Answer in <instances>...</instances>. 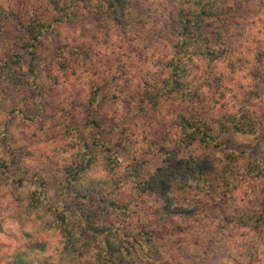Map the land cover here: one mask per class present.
<instances>
[{"label": "rangeland", "instance_id": "rangeland-1", "mask_svg": "<svg viewBox=\"0 0 264 264\" xmlns=\"http://www.w3.org/2000/svg\"><path fill=\"white\" fill-rule=\"evenodd\" d=\"M71 1L0 0V10L8 13L2 14L5 19L0 22V60L10 49L23 46L24 20L41 16L53 21ZM227 1L235 3L233 7L237 14L246 16L241 22L248 28L247 45L252 47L246 54L249 62L237 63L239 71L235 70V73L239 83L229 79L234 74L233 70L223 68L226 84L231 88L227 96L232 98L238 91L242 97H251L250 92L257 84L264 87V78L252 72L256 66L255 56L264 48V12L262 9L258 11L259 17L256 18V10L251 9L249 0ZM171 2L150 0L151 6L149 4L147 10L153 6L163 16H151L152 21L144 29L146 32H139L138 38L133 37L132 41L126 39L124 47L118 50L115 41L104 42V32L108 29L100 26L107 25L108 21L101 23L90 12L79 10L71 21H55L57 32L49 31L34 51L37 56L32 66L37 70L36 85L29 83L22 92L8 93L7 87V93L0 91V264L14 260L22 248L39 241H47L49 250L46 254H54L59 235H52L56 229L46 228L40 221L41 214L47 212L39 214L34 211L23 215L26 208L30 210L22 188L25 187L26 192L33 191L37 185H32V182L37 177L38 183L41 180L44 186L35 190L44 192L48 206L73 214L80 212L83 202L82 198H76L70 186L76 182L71 180L76 166L81 177L118 178L117 184H125L118 195L125 200H133L126 223L128 228L137 232L143 225L165 226L166 222L158 221L153 214L155 203L162 195L145 201L148 194H144L142 201L137 202L134 192L137 184L147 182L165 164L172 151L176 169L180 161H194L204 156L218 167L226 164L246 167L256 157L257 133L231 130L218 140L207 143L198 140L191 145H183L185 136L179 127H175V119L166 110L182 108V111L189 112L194 109L196 86L202 92L209 91L203 72L197 73V77L195 73L192 80L196 84L194 89L190 87L192 93L189 98L183 96L181 100L180 96L163 101L159 111L167 114L164 120L161 112L152 110L151 101L144 111H140L136 99L128 101L122 97V90L135 92L146 78L162 79L170 74V68L165 64L169 63L172 52L166 38L176 25L168 20L169 13L166 12ZM238 19V16L233 18L234 21L230 19L235 28L233 32L238 30L239 25L235 21ZM111 30L118 32L113 23ZM81 46L88 55L84 62L77 52H74L76 56L72 53V49ZM20 50L25 52L22 48ZM22 60L23 78L31 81L33 77L28 68L32 56L26 54ZM214 93L204 99L205 106L199 110L200 114L207 112L211 116L218 109L215 106L222 104L221 101L215 102ZM259 100L263 112L264 96L256 97V101ZM15 107L19 110L16 111ZM206 209L209 210L199 220L176 216L164 227L169 251L172 252L176 239L186 242L185 245L189 241L187 246H183L184 250L178 249L173 253L175 257L171 255L173 258H178L179 254H188L187 258L190 254L193 256L196 242L202 244L205 241V245L198 248L203 258H208L203 262L200 260V264H224L223 260L240 264L241 259L244 260L242 264L264 263V222L246 227L234 221L226 224L223 214L210 206ZM116 214H110L109 218L116 219ZM39 224H42V230ZM181 235L186 237L181 238ZM189 246H192L190 250ZM230 248L234 250L230 251ZM136 255L140 264L148 259L143 249H139Z\"/></svg>", "mask_w": 264, "mask_h": 264}, {"label": "trees", "instance_id": "trees-1", "mask_svg": "<svg viewBox=\"0 0 264 264\" xmlns=\"http://www.w3.org/2000/svg\"><path fill=\"white\" fill-rule=\"evenodd\" d=\"M171 1V7L166 12L169 13L168 20L174 21L173 24L176 25L171 28L170 35L166 38L172 52L169 63L165 64L170 68V74L162 79L146 78L141 83V88L138 87L139 90L135 92L122 90V97L128 101L136 99L140 111H144L146 104L151 101L152 110L161 112L160 116L164 120L167 114L159 111L162 109L163 101L168 102L180 96L181 100L183 96L189 98L196 84L192 80L195 73L197 77V73L203 72L202 77H206L204 80L209 91L202 92L196 86L194 109H188L189 112L182 111V108L166 110L168 115L175 119L173 122L175 127H179L185 136L183 145H191L198 140L206 143L218 140L231 130L257 133L256 157L246 167L232 164L218 167L204 156L194 161L191 159L186 160L187 162L180 161L176 169L173 166L175 159L172 151L171 155L166 157L165 164L147 182L137 184L134 195L137 194V202L142 201L144 194H148L145 201H148L149 197L162 195L161 199H157L158 203H155L156 209L153 214L158 217V221L166 222L164 227L176 216L199 220L209 210L206 206L223 214L226 224L233 221L242 226L263 224L264 111L262 112L260 100L257 102L256 97L264 96V87L260 88L257 84L255 90L250 92L251 97H242L237 91L230 98L227 91L231 88L226 84L223 71V68L233 70L234 74L229 79L239 83L235 73L237 63L249 62L250 58L246 57L252 48L247 45L249 38L246 35L249 31L241 22L246 16L237 14L233 7L235 3L227 0ZM149 2L150 0H72L65 11L62 10L61 15L56 16L53 21L43 19L41 16L24 20L23 46L21 45L19 50L10 49L0 60V91L7 93V87L8 93L22 92L29 83L36 85L37 70L32 66L37 56L34 55V51L38 42L49 31L57 32L55 21L60 23L65 20L71 21L75 19L79 10L90 12L97 21L101 23L108 21L107 25L100 26L108 29L104 32L106 35L104 42L108 44L115 41L118 50L124 47L126 39L132 41L133 37L138 38L139 32H146V25L152 21L151 16L157 14L158 17L163 16L153 6L147 10ZM248 4L251 9L256 10V18L259 17L258 11L262 9L264 12V0H249ZM6 13V10H0V22L5 19L2 14ZM236 16L240 18L235 20L239 27L237 32H233L235 28L231 25L230 19L233 20ZM112 23L115 31L118 29L117 34L111 30ZM21 48L25 52H22ZM74 52L78 53L81 61H87V51L83 46L72 49L73 55ZM26 54L32 56L28 68L33 77L31 81L23 78L22 74L24 73L22 58ZM255 63L252 72L257 77L264 78L261 76L264 74V48L257 52ZM211 92H215L214 99H217L215 102L221 101L222 104L219 107L215 106L218 112L215 109L211 116H208L207 112L200 114L199 110H203L205 106L203 101ZM258 108L260 110H256ZM18 110L19 108H16V111ZM72 172L74 177L71 180L75 179L76 182L70 186L73 187L76 198L80 197L83 201L82 209L76 214L62 213L59 208L48 206L49 202L44 192L35 190L44 186L41 180L38 183V177L35 178V183L32 182V185H37L33 191L26 192L25 187L22 188L30 210L27 211L26 208L23 215L34 211L39 214L47 212L41 214V223L46 228L56 229L57 232H52V235L55 237L59 235L58 244L54 246V254H46L49 243L39 241L37 244H28L26 248H22L15 254L14 260L7 264H140L138 262L140 258L136 255L139 249H143L148 258L143 264H200V260L203 262L208 258L207 256L203 258L198 248L202 244L205 245V241L202 244L196 242V252L193 256L190 254L187 258L188 254H179L178 258H173L171 255L178 249L184 250L183 246H187L189 241L185 245L186 242L176 239L171 252L166 247L168 240L165 237L167 234L163 231L164 227L143 225L137 232L133 228H128L127 218L131 214L129 208L133 200H125L118 195L125 185L120 182L117 184L118 178L81 177L78 166ZM48 212L53 214L50 215ZM112 213H118L116 219L109 218ZM39 214H36L38 218ZM213 215L218 217L214 211ZM41 225L39 224V227L42 230ZM184 237L186 235H181V238ZM243 261L241 259L240 264ZM222 262L230 264L227 260Z\"/></svg>", "mask_w": 264, "mask_h": 264}]
</instances>
